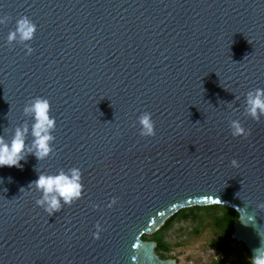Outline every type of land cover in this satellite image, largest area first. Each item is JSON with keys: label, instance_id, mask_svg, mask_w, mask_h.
<instances>
[{"label": "water", "instance_id": "water-1", "mask_svg": "<svg viewBox=\"0 0 264 264\" xmlns=\"http://www.w3.org/2000/svg\"><path fill=\"white\" fill-rule=\"evenodd\" d=\"M20 17L34 33L8 42ZM0 18V136L31 126L35 97L55 121L47 157L0 167V264H173L141 236L196 205L236 210L250 255L264 241V115L244 111L264 89V0H0ZM70 168L80 196L37 206L29 181Z\"/></svg>", "mask_w": 264, "mask_h": 264}, {"label": "clouds", "instance_id": "clouds-1", "mask_svg": "<svg viewBox=\"0 0 264 264\" xmlns=\"http://www.w3.org/2000/svg\"><path fill=\"white\" fill-rule=\"evenodd\" d=\"M3 22L0 18V23ZM34 30L35 25L27 17H20L16 21L15 28L9 31L6 40L8 42L17 39L21 42L27 41L32 37ZM31 51V48H26V54H30ZM244 104L245 114L252 119H258L259 116L264 115V89L256 88L248 91L245 94ZM22 111L26 116H30L31 126L27 124L16 126L7 140L0 136V167L22 168L23 165L20 162L26 159L27 154L40 160L52 151L51 142L54 137L51 132L55 127V121L49 115V102L46 99L35 97L24 105ZM137 123L141 136L154 135V124L150 113L144 112L138 116ZM230 129L233 136L245 134V129L239 120H232ZM28 135L32 137L30 145L26 144ZM231 163L236 165L237 162L233 160ZM29 185H33L40 193L35 201L36 205L52 214L58 211L62 204H69L80 196V171L77 168H70L67 172L61 169L55 174L40 172L34 180L29 181ZM256 207L264 209V202L258 203ZM249 219L251 221L253 218L249 217ZM250 259L251 264H264V241L260 240V245L252 249Z\"/></svg>", "mask_w": 264, "mask_h": 264}, {"label": "trees", "instance_id": "trees-1", "mask_svg": "<svg viewBox=\"0 0 264 264\" xmlns=\"http://www.w3.org/2000/svg\"><path fill=\"white\" fill-rule=\"evenodd\" d=\"M218 207L217 213L210 215V222L214 229L211 238V248L223 257L221 259H211L207 264H229L227 258L229 255H236V264H251V255L248 249L242 242L236 241L232 238L234 222L237 220L239 214L236 210L222 206V205H207V206H192L182 208L169 216L164 224L155 232L149 235H142L141 239L144 241H153L155 243L154 251L161 259H169L168 253L171 250L170 244L164 240V233L169 228L171 221L178 218L180 221L195 220L198 217V212L202 209L209 210ZM236 248L239 251H236Z\"/></svg>", "mask_w": 264, "mask_h": 264}, {"label": "rangeland", "instance_id": "rangeland-1", "mask_svg": "<svg viewBox=\"0 0 264 264\" xmlns=\"http://www.w3.org/2000/svg\"><path fill=\"white\" fill-rule=\"evenodd\" d=\"M218 210V207L202 209L195 220L180 221L174 218L171 221L164 233V240L171 246L167 255L173 264H207L211 259L223 257L215 254L216 252L211 248L214 229L210 222V215L217 213ZM237 250L239 251L236 248ZM227 261L229 264H236V255H229Z\"/></svg>", "mask_w": 264, "mask_h": 264}]
</instances>
